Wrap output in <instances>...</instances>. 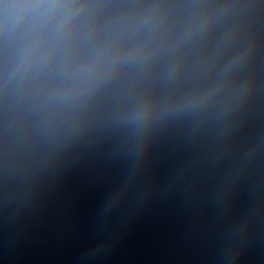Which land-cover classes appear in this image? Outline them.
I'll list each match as a JSON object with an SVG mask.
<instances>
[{"label":"water","instance_id":"water-1","mask_svg":"<svg viewBox=\"0 0 264 264\" xmlns=\"http://www.w3.org/2000/svg\"><path fill=\"white\" fill-rule=\"evenodd\" d=\"M0 264H264V0H0Z\"/></svg>","mask_w":264,"mask_h":264},{"label":"clouds","instance_id":"clouds-1","mask_svg":"<svg viewBox=\"0 0 264 264\" xmlns=\"http://www.w3.org/2000/svg\"><path fill=\"white\" fill-rule=\"evenodd\" d=\"M5 7H9V6L6 5ZM11 7H13V8H19L20 6H18V5H12Z\"/></svg>","mask_w":264,"mask_h":264}]
</instances>
